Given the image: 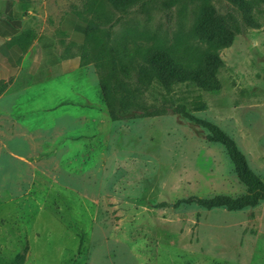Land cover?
Masks as SVG:
<instances>
[{
  "label": "rangeland",
  "instance_id": "obj_1",
  "mask_svg": "<svg viewBox=\"0 0 264 264\" xmlns=\"http://www.w3.org/2000/svg\"><path fill=\"white\" fill-rule=\"evenodd\" d=\"M209 1L235 29L210 87L166 89L140 58H122L128 113L63 129L56 141L37 129L52 127L41 108L49 98L15 106L27 131L0 104V264H18L26 243L24 264H264V200L240 210L175 206L247 191L226 148L183 110L217 124L264 180V0H249L256 27L232 0ZM202 2L136 0L121 11L106 0L95 20L108 46L125 36L130 47L158 43L198 58L208 49L195 32Z\"/></svg>",
  "mask_w": 264,
  "mask_h": 264
},
{
  "label": "crops",
  "instance_id": "obj_2",
  "mask_svg": "<svg viewBox=\"0 0 264 264\" xmlns=\"http://www.w3.org/2000/svg\"><path fill=\"white\" fill-rule=\"evenodd\" d=\"M98 2L0 0V104L5 113H16L12 124L25 129L27 115L15 106L20 109L43 98H49L41 108L51 115L52 127L37 129L47 132V141H56L63 129L71 134L79 124L89 129L109 118L96 67L84 63L82 56L91 19L84 4ZM6 104L11 105L8 110ZM30 133L35 139V132Z\"/></svg>",
  "mask_w": 264,
  "mask_h": 264
},
{
  "label": "trees",
  "instance_id": "obj_3",
  "mask_svg": "<svg viewBox=\"0 0 264 264\" xmlns=\"http://www.w3.org/2000/svg\"><path fill=\"white\" fill-rule=\"evenodd\" d=\"M106 0H99L95 6L84 4V10L91 14L87 26L86 40L82 47L84 63H94L104 100L112 120H119L128 113V101L131 93L128 86L116 76L117 62L122 58H140L144 67L143 74L157 81L166 89L175 84L191 81L200 87H210L223 65L220 50L231 45L235 37L234 25L223 14L217 13L209 0H203L196 20V36L208 45V49L198 58L191 54L180 53L177 50L165 47L158 43L144 46L133 41L132 47L123 43L125 36L116 45H106L101 33L100 24L95 20L104 11ZM243 12L248 25L258 26L253 5L249 0H232ZM117 10H126L135 4L136 0H110ZM142 36L144 35L141 34ZM116 101L121 107L118 110ZM120 112V113H118ZM184 117L194 121L208 130V139L221 143L232 160L237 176L246 185L247 191L237 197L216 195L211 198L190 197L179 200L181 203H197L205 208L226 207L229 210H240L256 206L264 200V180L261 179L249 166L248 161L239 149L236 141L225 133L217 124L200 119L183 110ZM29 245L26 243L22 252L16 255L18 264H24Z\"/></svg>",
  "mask_w": 264,
  "mask_h": 264
}]
</instances>
